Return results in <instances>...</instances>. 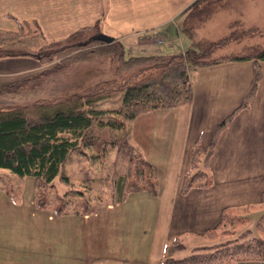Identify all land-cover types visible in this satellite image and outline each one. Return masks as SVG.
Listing matches in <instances>:
<instances>
[{
	"label": "crops",
	"instance_id": "obj_1",
	"mask_svg": "<svg viewBox=\"0 0 264 264\" xmlns=\"http://www.w3.org/2000/svg\"><path fill=\"white\" fill-rule=\"evenodd\" d=\"M202 1L210 2V0H0V32L15 30L16 21H35L38 30L46 39H58L79 28L94 24H98L102 34H105L103 29L107 24L106 20L110 16L117 17L122 13L124 35L110 37L121 41L124 39V47L132 53L131 55L164 53V50L172 48L173 42L180 36L182 30L184 32L186 30L189 39L197 40V43L200 40L196 37L198 28L218 17L220 12L235 10V13L229 16L231 21H228V25L238 22L246 28L243 30L257 29L264 34V10L260 13L252 9L256 2L264 3V0H213L227 5H218L215 12L189 31L185 24L186 17ZM231 2L233 7H228ZM258 31H255L254 35L248 34L240 38L239 40L247 39L245 42L247 45L243 46L241 51L230 55L239 54L250 46H264L254 40ZM225 32L222 29V33L201 41L218 42L227 37L223 35ZM180 47L181 52L187 50L184 45ZM259 65L261 78L254 100L248 107L238 109L253 86L255 64L251 59L229 60L200 66L190 71L192 86L190 102L174 108L142 113L132 121L130 125L132 131L140 129L144 134L152 130L154 135H161L162 130H169L163 161L166 166L162 176L156 169V194L140 190L129 193L124 199L125 203L135 197L138 208L142 202L151 203L149 239L144 238L145 224L141 222L144 215L141 213L139 217V212L138 221H124V239L117 241L109 236L112 234L110 231L107 232L112 229L111 224L108 227L107 224L99 226L81 224L80 216L91 213L96 216L102 208L85 214L61 213L56 214V219L69 216L66 222L76 225L74 234H80L86 239L85 243L92 245L96 251L99 246L100 254L83 260L79 255L68 257L61 252L56 254V261L24 259L14 262L0 259V264H162L168 246L174 238H179L182 242L184 234L205 237L203 233L216 227L221 214L226 213L228 208L248 210L263 207L264 61H260ZM41 67L39 62L31 57H0V89L32 75ZM233 113L231 121L219 134L208 162L206 170L212 175V184L206 187H192L186 194H182L180 192L182 178L190 168L194 143L199 140L203 146H208L217 125ZM153 165L155 166L154 163ZM47 206L40 208L45 209ZM106 208L111 209L112 205ZM86 229L95 231L89 233ZM46 231L47 229H44L43 233ZM89 235L92 237L89 238ZM117 250L124 251V258L113 255ZM234 264L264 262L242 261Z\"/></svg>",
	"mask_w": 264,
	"mask_h": 264
},
{
	"label": "rangeland",
	"instance_id": "obj_2",
	"mask_svg": "<svg viewBox=\"0 0 264 264\" xmlns=\"http://www.w3.org/2000/svg\"><path fill=\"white\" fill-rule=\"evenodd\" d=\"M218 5L226 6L227 3H216L213 0H210V2L202 1L197 8L193 9L185 21L189 31L215 12ZM228 7H233L232 2ZM252 9L261 13L264 10V3L261 1L256 2ZM233 12L235 13V10L220 12L218 17H214V19L198 28L196 37L200 40L197 43V40L191 41L189 39L186 30L185 32L182 30L180 36L173 42L172 48L164 50V53L166 51L181 52L180 45H184L186 49L195 48L198 44L209 42L201 41V39H207L212 35L216 36L220 32L222 33V29L226 31L225 34L223 33L224 36L233 33V37L236 38L228 40L226 44H222L215 49L210 58L227 57L230 53L241 51L242 47L247 45L245 43L247 39H239L244 35H254L255 31L258 30L249 29L245 31L243 29L246 28H243L238 22L232 23L231 26L228 25V21H231L229 16ZM106 21L107 24L103 29L106 35L113 37L124 35V14L121 13L117 17L110 16ZM31 31L33 33L40 32L33 25ZM95 33L97 32L89 31L78 36L77 39H84L87 36H93ZM258 33L254 40L264 45V34H261V31H258ZM77 39L58 42L57 46H49L48 49L60 50L61 55L41 65L42 67L32 74L38 76L34 81L25 85V89L19 90V93L15 96L16 100L13 99L12 102H16L18 106H30L31 102L37 98H42L50 103L61 102L70 94L83 88L110 81L112 71L120 64L102 54V44L92 42L82 47L78 43H73V40ZM114 39L120 41L124 46V39L122 41L117 38ZM72 44H76V46H72ZM74 48L75 50H73ZM126 54L131 55L132 53L126 50ZM120 70H122V67ZM41 72L42 74H40ZM120 101V95L103 98L95 103V107L113 109L119 105ZM106 120L107 118L104 115L94 121L91 128L83 136L80 150L70 155L50 186L41 191L40 202L46 200L50 204L45 209L40 208V205L36 208V187L32 176L18 177L6 169H0V259L14 262L24 259L56 261V254L64 252V256L79 255L84 260L100 254L99 246L96 251L92 245L85 243L86 239L81 237L80 234H74L76 225L66 222V220H69L67 219L70 218L69 216H61V219H56L57 213L53 207L60 206L62 203L66 205V210L70 212L74 210L83 211L84 206H88V209L89 206L94 205L99 206V209L102 208L96 216L91 212H88L91 213L90 215L80 216L81 224H83L82 226L89 223L97 224V226L107 224V227L111 224L112 229L107 230V232L110 231L112 234L109 236H112L111 238L116 241L124 239V221L136 222L138 221V212L139 217L142 213L144 218L141 222L145 224L146 230L144 238L145 240L150 238L151 203L142 202L143 204L141 203L138 208L135 197L130 198L125 203L124 200L115 203L113 198L116 195L119 177L124 176L131 165L130 158L134 161L137 158L135 151L133 150V153L130 148H135L139 156L151 165L154 163L155 166H153L158 169L159 175L162 176L166 166L163 161L167 150L165 146L167 145L169 130H162L161 135H154L151 130L147 132V136L140 129L132 131V127H130L132 122L125 130H114L106 124ZM149 123L152 124L153 122ZM143 135L145 136L143 137ZM133 160L132 164L134 165ZM131 176V179L134 180L136 175L133 173ZM65 178L67 181L64 180ZM161 183L163 184L164 181ZM108 205H112V208L107 209L106 206ZM141 207H144V209ZM226 213L231 216L243 217L241 222L236 219L235 224L229 226L227 223L221 228L222 230L227 228L229 231H234L233 233H224L219 229L213 238L184 234L182 238L184 248L170 252L172 257L176 259L183 258L193 252L202 251L201 249H194L195 247L209 246L232 239L238 237L244 231L243 237L246 238L263 234V231L258 229L257 223L261 214L264 213V206L248 210L228 208ZM81 228L85 229L84 227ZM44 229H47L46 233H43ZM86 231L92 233L95 230L91 232L86 229ZM69 233L71 236L68 235ZM45 235L46 237H44ZM91 237L92 235H89V238ZM43 238L47 239L44 240ZM113 255L124 258V251L117 250ZM223 264L232 263L226 262Z\"/></svg>",
	"mask_w": 264,
	"mask_h": 264
},
{
	"label": "trees",
	"instance_id": "obj_3",
	"mask_svg": "<svg viewBox=\"0 0 264 264\" xmlns=\"http://www.w3.org/2000/svg\"><path fill=\"white\" fill-rule=\"evenodd\" d=\"M16 24L15 30L0 32V57H31L43 65L62 53L58 49H48L49 46H57L58 42L77 39L83 33L94 31L97 33L93 36L73 40V43H78L82 47L92 42L102 44V54L120 64L112 71L110 81L83 88L70 94L61 102L50 103L42 98L35 99L30 106H18L16 102H12L13 99L16 100L15 96L19 90L25 89L24 86L34 81L38 75H30L0 89V169H6L18 177L32 176L36 187L35 204L37 206L50 205L46 200L40 202L41 191L50 186L70 155L80 150L84 134L97 118L105 115L106 124L111 129L125 130L129 123L142 113L174 108L190 102L192 98L190 71L200 66L229 60H253L254 83L238 109L252 104L261 78L259 62L264 61V46L254 45L245 48L239 54L210 58L215 49L226 44L228 40L236 38L233 37V33L218 42H203L184 52L127 55L120 41L114 38L111 42L98 39L101 32L97 24L79 28L59 39L49 40L41 32L31 31L32 25L38 30L35 21H16ZM121 67L124 71L120 70ZM117 95H120L121 101L116 108L95 107L98 100ZM234 113L217 125L208 146H203L199 140L194 143L190 168L182 178L180 188L182 194H186L192 187H206L212 184V175L206 171L208 162L214 152L219 134L231 121ZM130 150L133 153L135 151L137 158L135 161L130 158L131 165L127 172L119 177L116 195L113 198L115 203L122 202L131 192L140 190H147L152 194L157 192L156 168L141 158L135 148ZM133 173L136 175L134 180L131 179ZM64 180L67 181L66 178ZM262 203H264V194ZM84 207L83 211L70 212L62 203L53 208L57 214L88 213L99 208L95 205L89 206V209L88 206ZM242 218L241 216L231 217L223 212L218 225L207 230L203 235L206 238H213L225 224L228 223L231 226L235 224L236 219L241 222ZM263 221L264 213L261 214L257 223L258 229L263 231V234L259 236L246 238L243 237L244 231L232 239L209 246L195 247L194 249L202 251L193 252L180 259L172 257L170 253L184 248L180 239L174 238L168 246L167 255L162 264L264 262ZM222 231L234 232L227 228Z\"/></svg>",
	"mask_w": 264,
	"mask_h": 264
},
{
	"label": "water",
	"instance_id": "obj_4",
	"mask_svg": "<svg viewBox=\"0 0 264 264\" xmlns=\"http://www.w3.org/2000/svg\"><path fill=\"white\" fill-rule=\"evenodd\" d=\"M98 39H100L102 41H106V42H111L113 40L112 37L107 36L105 34H101L100 36H98Z\"/></svg>",
	"mask_w": 264,
	"mask_h": 264
}]
</instances>
